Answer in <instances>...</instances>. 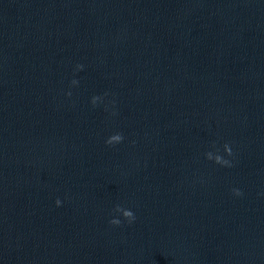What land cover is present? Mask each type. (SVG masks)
I'll return each mask as SVG.
<instances>
[{
    "label": "clouds",
    "instance_id": "obj_1",
    "mask_svg": "<svg viewBox=\"0 0 264 264\" xmlns=\"http://www.w3.org/2000/svg\"><path fill=\"white\" fill-rule=\"evenodd\" d=\"M78 69H82L83 68V65H78L77 66ZM73 84H77L78 81L76 80H73L72 81ZM68 95H71V93H68ZM100 99V97H96L94 96L92 98V103L95 105L97 100ZM123 135L121 133H116V134H113L111 135L107 140H106V143L109 144V145H112V144H115V143H119L123 140ZM224 149H225V152L231 156L233 155V152H232V148L228 145V144H225L224 145ZM207 158L209 160H215V162L217 164H220L222 166H227V167H232V164L229 160H226V159H223L220 155H213L212 152H208L206 154ZM233 194L236 195V196H242L243 193L240 189H233ZM61 204V201L59 199L56 200V205L57 206H60ZM115 211L118 212V213H122L123 217L128 220L129 223L133 222L135 220V215L134 213L131 211V210H128V209H125L119 205L116 206L115 208ZM109 223L113 224V225H119L121 223V221L119 219H112L109 221Z\"/></svg>",
    "mask_w": 264,
    "mask_h": 264
}]
</instances>
